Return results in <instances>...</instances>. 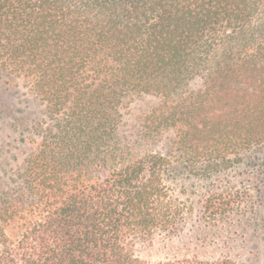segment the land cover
<instances>
[{
    "label": "trees",
    "instance_id": "16d2710c",
    "mask_svg": "<svg viewBox=\"0 0 264 264\" xmlns=\"http://www.w3.org/2000/svg\"><path fill=\"white\" fill-rule=\"evenodd\" d=\"M20 79L45 108L0 150V264H240L181 253L198 221L173 192L209 225L264 160V0H0Z\"/></svg>",
    "mask_w": 264,
    "mask_h": 264
},
{
    "label": "rangeland",
    "instance_id": "374dc122",
    "mask_svg": "<svg viewBox=\"0 0 264 264\" xmlns=\"http://www.w3.org/2000/svg\"><path fill=\"white\" fill-rule=\"evenodd\" d=\"M18 81L19 87L16 88L8 87L0 80V105L4 108L3 112L8 114L4 123L8 127L6 133L10 135L0 139V150L2 153L4 150L10 151L4 153L8 159L11 154L17 152L15 147H18V144L13 143V139L18 137L17 132L24 129L31 119L41 117L45 108L32 93L30 86L21 79ZM138 108L139 105H136L134 112L138 111ZM8 142L10 145H6ZM258 163L251 168L252 172L246 175H240L239 171L233 172L231 175H236L232 181L221 182L217 193L234 201V210L219 215L209 225H206V220H201L202 213L198 208L200 192L195 194L190 190L188 194H183L179 188L173 192L174 197L192 206V211L187 214L188 218L194 217L198 221L194 226L196 233L192 236V242L187 243L181 253L208 259L226 256L240 264H264V160ZM240 169L242 171L243 167ZM242 198L247 200L248 205L252 202L253 207H239ZM194 205L196 207L193 209ZM176 246L174 245L175 248ZM173 251L164 248L151 250L150 257L159 258Z\"/></svg>",
    "mask_w": 264,
    "mask_h": 264
}]
</instances>
